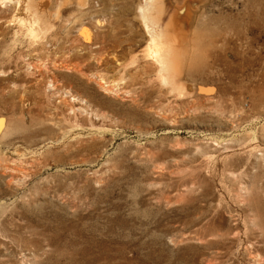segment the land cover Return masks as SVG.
Wrapping results in <instances>:
<instances>
[{"label": "rangeland", "instance_id": "obj_1", "mask_svg": "<svg viewBox=\"0 0 264 264\" xmlns=\"http://www.w3.org/2000/svg\"><path fill=\"white\" fill-rule=\"evenodd\" d=\"M75 1L0 0V264H264V0H190L175 90Z\"/></svg>", "mask_w": 264, "mask_h": 264}, {"label": "bare ground", "instance_id": "obj_2", "mask_svg": "<svg viewBox=\"0 0 264 264\" xmlns=\"http://www.w3.org/2000/svg\"><path fill=\"white\" fill-rule=\"evenodd\" d=\"M6 1L16 2L17 4L15 5H17V13L18 15L21 14V16L24 15L22 13L28 11L32 7L34 11L44 12L47 6V0H40V1L37 0L38 2L35 4V6L31 0H6ZM75 2L81 6L84 4L83 0H77ZM192 2L190 1L189 4L187 1L184 0L183 2L184 4L178 5L175 3L174 0H143L142 2H139L137 6L135 5L136 21L137 20L140 21L143 27L142 28L143 34L146 35L148 39V44L145 48H143L142 55L146 59L155 60V62L159 66L158 74H157L158 80L162 83V85L170 87L171 90H175L178 86H182V81H181L182 70L179 66L177 55L174 54L172 48H174L177 45L178 46L184 45L183 39L186 35V32L189 31L187 26L188 24L187 21L189 18L195 17V14H193V12L195 11V7L192 4H194L196 1L194 3ZM189 5L191 7H189ZM191 9H193L192 15L190 12ZM21 20H22L21 24L28 23L31 32H33L34 34L35 33L34 31L35 29H37L36 27L38 26L37 20L32 19V22L30 23L25 21L24 19ZM98 23L100 24V22ZM89 37H90L89 33L86 30H84L83 41L84 39L86 41H89L90 39ZM125 40L127 41V39Z\"/></svg>", "mask_w": 264, "mask_h": 264}]
</instances>
